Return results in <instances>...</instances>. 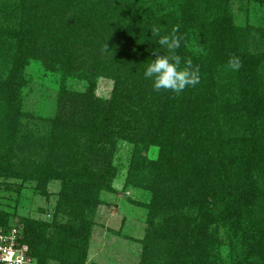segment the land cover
Returning a JSON list of instances; mask_svg holds the SVG:
<instances>
[{
    "label": "trees",
    "instance_id": "16d2710c",
    "mask_svg": "<svg viewBox=\"0 0 264 264\" xmlns=\"http://www.w3.org/2000/svg\"><path fill=\"white\" fill-rule=\"evenodd\" d=\"M17 1L22 13L21 24L15 33H9L13 27H8V33L19 36V50L7 76H0V100L10 98L0 106L6 104L8 108L17 100L22 70L35 48L33 36L37 34L34 32L44 36L45 52L51 48L55 53L56 50L59 54L67 53L65 62L60 64L63 72L73 73L71 68L79 60L72 64L68 61L76 57V52L80 57L88 54L95 69L109 72L118 83L109 101L93 100L88 90L81 92L78 104L71 99L73 103L67 113L51 121V137L46 148L48 160L40 164L47 172L45 178L67 180L60 191V197L65 200L59 202L72 221H55L56 217L50 223L24 219L21 241L28 245L30 256L44 264L48 259L60 260L62 264L84 263L90 220L81 213L75 216L70 198L62 195L70 185L80 205L87 210L95 206V196L87 197L84 187L92 182L91 191H96L99 180H106L113 171L110 163L101 165V170L96 163H91L83 149L84 142H102L98 145L100 149L113 136H120L135 145L149 137L151 143L159 146L158 162L165 171L162 174L167 173L164 185L151 201L150 231L141 240L144 248L141 264H151L157 259L158 264H264V51L253 55L238 50L239 34L227 0H172L166 8L155 3L156 0H140V3L124 0L117 9L119 19L127 20L130 42L127 36L121 41L107 40L113 22L109 18L112 0H107L108 9L98 22L91 6V1L98 0ZM70 8L77 11L70 21L80 32L78 35L69 32V36L81 40L79 48L72 42L67 44L68 36L63 32L66 28L61 15ZM36 23L38 28H34ZM176 25L185 36L179 54L191 57L193 65L201 70V82L179 95L170 90L155 91L152 81L143 75L147 63L158 54L148 49L153 44L155 49L159 48L152 40L151 29L159 27L161 34H165ZM195 25L211 30L212 48L209 55L200 58L186 46L187 30ZM94 31L98 32L97 36L93 35ZM30 37L33 41L28 45ZM61 41L70 45L69 48L61 46ZM233 55L240 58L242 66L238 71L226 73L224 80L218 72ZM91 75L85 78L94 84ZM125 79L131 80L127 82L129 87ZM213 111L220 114L222 123H211ZM65 119L70 123L68 127L60 123ZM62 128L77 129L79 139L85 141L64 143L60 136ZM0 129L5 134L4 145L11 148L19 128L15 123H6ZM181 131L185 132L184 140H176ZM178 141L184 149L180 147L168 156L165 150ZM3 153L0 146L1 175L23 179L32 173L30 164L23 173L12 170L13 164L3 166L9 163ZM58 156L68 165L65 172L57 171ZM257 206L261 208V217L255 216ZM163 211V218L156 221L155 215ZM218 224L225 228L230 249L236 251L230 263L210 252ZM151 230H157V234Z\"/></svg>",
    "mask_w": 264,
    "mask_h": 264
},
{
    "label": "rangeland",
    "instance_id": "374dc122",
    "mask_svg": "<svg viewBox=\"0 0 264 264\" xmlns=\"http://www.w3.org/2000/svg\"><path fill=\"white\" fill-rule=\"evenodd\" d=\"M133 1L140 3V0ZM123 2L124 0H112L111 2L113 10L109 18H111L110 22H113L108 33L109 37H107L109 41H121L122 37L126 36L130 38L126 33L127 20L119 19V9H117V6L122 5ZM91 3L94 17L98 22L100 20L98 18H101L102 13L108 9L107 0L91 1ZM155 3L166 8L169 7L172 0H169L168 3L165 0H156ZM227 8L239 34L236 39L238 50L253 55L264 51V0H227ZM76 12L73 8L67 9L61 15V20H64L63 26L66 28V30L63 29V32L66 37L68 36L66 43L72 42L79 48L81 40L75 36H69V32L77 33L76 35L80 32V29L78 31L76 27H73V21H70ZM21 18L22 13L17 0H0L1 78L9 73L19 50V36L17 34L10 36L9 33L17 31L15 28L20 26ZM8 27H13V29L9 32ZM38 27L39 23H36L34 28ZM96 31L93 32L94 36L98 35ZM210 31V28H205L202 25H195L187 30L186 46L189 52L197 58L209 55L212 48ZM34 34H37L33 36L36 40L35 48L27 58L22 70L23 77L17 100L8 108L6 104L0 106V128L6 126V123H15L19 128L16 142L11 148L4 145L3 135L5 137V134H1L0 131V146L4 151L3 154L9 158L7 159L9 163L3 166L13 164L12 170L23 173L30 164L32 170V173L23 179L3 176L0 173V225H3L0 226V232L14 234L17 244H25L27 247L28 245L21 241L24 219L35 218L50 223L56 217L55 221L66 222L68 219L72 221L70 216L65 215L62 211L59 202V200H65L60 197V191L67 180L62 182L60 178H45L47 172H44V168L40 164V162L44 163V160H48L49 150L46 148L48 139L51 137V121L55 116L67 113L66 111L73 103L71 99H74L75 103H79L81 92L88 90L91 92L93 100L95 98L102 102L109 101L115 91L116 84H118L109 72L105 70L100 72L101 68L95 69L88 54L85 57H80L76 52V57L68 61L69 64L79 60L71 68L73 73L63 72L60 64L65 62L67 53L59 54L56 49L55 53L51 48L46 49L49 53L45 52L44 36L38 32H34ZM33 38H27L28 45L32 44ZM66 43L61 41L59 44L68 49L71 44L67 45ZM148 49L154 53L155 45H149ZM143 52L145 54L146 50L143 49ZM110 53L111 51L107 54L110 55ZM231 71L232 69L227 64L220 68L218 75L224 76L225 80L226 73ZM90 73L94 84L85 78ZM129 81L131 82L130 79L125 81L127 86ZM9 100L10 98L6 96L5 101L0 100V104ZM218 115L220 114L217 111H213L211 123L214 121L217 124L222 123L221 117ZM182 116H185L184 112ZM82 119L80 117L81 121ZM184 120L185 118L181 120L178 129L182 127L180 125ZM67 121L68 119H65L60 123L67 124L68 127L70 123ZM77 126L79 127V125ZM5 130L7 131L8 128ZM137 135L139 137V134ZM60 136L64 143L72 144L74 141L79 143L85 141L79 139V131L74 128H62ZM94 136L97 137V135ZM172 138L183 141L185 132L181 131L176 138L173 136ZM101 143L85 141L83 146L85 153L89 155L87 157L89 161L96 163L94 165L99 166L100 170L103 168L101 167L103 164L110 163L112 166L113 174L106 180H99V187L96 191H91L92 182L84 187L87 197L95 196L97 200L95 206L87 210L85 206L80 205L73 186L69 185L62 195L63 198H70L71 212H74L75 216L81 213L90 220L91 229L88 233L83 264H141L144 256L141 240L150 231L148 227L152 216L151 201L164 185L165 175H167V173L162 174L165 171L161 170L158 162L159 146L151 143L149 137L136 145L135 142L120 136H113L111 141H106V145L99 149L98 145ZM91 147L93 148L90 149ZM180 147L184 149L179 141L174 142L169 144L165 152L170 156L178 152ZM190 149L191 147L187 150ZM57 160L55 162L57 171L64 170L65 172L68 165L62 159ZM35 168L36 170H34ZM164 214L165 211L156 214V221L159 222ZM255 214L256 217L262 216L260 206L255 207ZM215 230L216 240L210 252L218 255L220 260L230 263L235 250L230 249L231 244L226 239L225 228L219 226ZM151 233L157 234V230H151ZM158 262L157 259L151 264H158ZM31 264H44V262H40L36 257H31ZM45 264H62V262L48 259ZM66 264L73 263L68 261ZM146 264L150 263L146 262Z\"/></svg>",
    "mask_w": 264,
    "mask_h": 264
},
{
    "label": "clouds",
    "instance_id": "9594fccd",
    "mask_svg": "<svg viewBox=\"0 0 264 264\" xmlns=\"http://www.w3.org/2000/svg\"><path fill=\"white\" fill-rule=\"evenodd\" d=\"M161 31L159 27L151 29L152 40L159 45L153 51L158 54L147 63L143 75L152 81L155 91L170 90L179 95L189 86L194 87L201 82V70L199 66L193 65L191 57H183L178 52L185 40V36L179 33V25L168 33L161 34ZM241 66L242 62L236 55L228 61V67L233 71H238Z\"/></svg>",
    "mask_w": 264,
    "mask_h": 264
},
{
    "label": "built area",
    "instance_id": "2783aa9c",
    "mask_svg": "<svg viewBox=\"0 0 264 264\" xmlns=\"http://www.w3.org/2000/svg\"><path fill=\"white\" fill-rule=\"evenodd\" d=\"M0 264H31L28 247L18 245L14 234L0 232Z\"/></svg>",
    "mask_w": 264,
    "mask_h": 264
}]
</instances>
